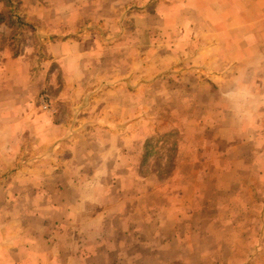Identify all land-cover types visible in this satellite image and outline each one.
I'll return each mask as SVG.
<instances>
[{
    "label": "crops",
    "instance_id": "obj_1",
    "mask_svg": "<svg viewBox=\"0 0 264 264\" xmlns=\"http://www.w3.org/2000/svg\"><path fill=\"white\" fill-rule=\"evenodd\" d=\"M21 8L27 41L0 43V264H264V0ZM171 133L180 165L147 170Z\"/></svg>",
    "mask_w": 264,
    "mask_h": 264
},
{
    "label": "rangeland",
    "instance_id": "obj_2",
    "mask_svg": "<svg viewBox=\"0 0 264 264\" xmlns=\"http://www.w3.org/2000/svg\"><path fill=\"white\" fill-rule=\"evenodd\" d=\"M37 1V0H33ZM22 0H3V8L0 13V35L2 34V29H8L3 37L0 36V43L3 45L8 43L15 45L17 51L23 46L27 41L26 37L29 33L27 31V23L24 19H21L17 16L21 8ZM132 53V52H131ZM136 55V52H133ZM132 55V54H131ZM132 62V61H130ZM42 94H47L51 102V111L53 110V95L51 88H43L40 96ZM40 96L38 98L39 108L40 106ZM88 99V98H86ZM92 103H95L93 99H90ZM86 104V103H85ZM42 110V108H41ZM44 111V110H43ZM153 140L152 146H154L152 153L154 156L148 159V162L145 164L147 170L155 169L163 171L165 173H170L172 170L178 168V157H179V148L178 143L180 141L179 134H157L151 137ZM164 154L163 158H158V155ZM158 158V159H157ZM157 159L156 164L152 161Z\"/></svg>",
    "mask_w": 264,
    "mask_h": 264
},
{
    "label": "trees",
    "instance_id": "obj_3",
    "mask_svg": "<svg viewBox=\"0 0 264 264\" xmlns=\"http://www.w3.org/2000/svg\"><path fill=\"white\" fill-rule=\"evenodd\" d=\"M1 2H3V0H0ZM152 138H149L145 144V150H144V157H145V164L148 162V159H150V157L154 156V153H152V150L154 148V146H152ZM164 154H160L158 155V158H163ZM157 158V159H158ZM157 159L153 160L152 163L154 162L156 164V161H158Z\"/></svg>",
    "mask_w": 264,
    "mask_h": 264
},
{
    "label": "built area",
    "instance_id": "obj_4",
    "mask_svg": "<svg viewBox=\"0 0 264 264\" xmlns=\"http://www.w3.org/2000/svg\"><path fill=\"white\" fill-rule=\"evenodd\" d=\"M40 106L44 111H51V102L47 94H42L40 96Z\"/></svg>",
    "mask_w": 264,
    "mask_h": 264
}]
</instances>
